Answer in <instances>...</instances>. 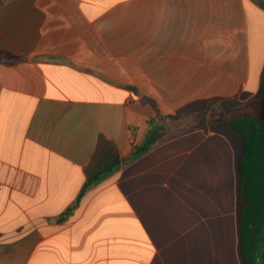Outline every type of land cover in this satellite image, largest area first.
<instances>
[{"label": "crops", "instance_id": "obj_1", "mask_svg": "<svg viewBox=\"0 0 264 264\" xmlns=\"http://www.w3.org/2000/svg\"><path fill=\"white\" fill-rule=\"evenodd\" d=\"M0 52V264H242L239 132L125 160L157 114L255 97L264 0H0ZM100 135L123 163L58 221Z\"/></svg>", "mask_w": 264, "mask_h": 264}, {"label": "trees", "instance_id": "obj_2", "mask_svg": "<svg viewBox=\"0 0 264 264\" xmlns=\"http://www.w3.org/2000/svg\"><path fill=\"white\" fill-rule=\"evenodd\" d=\"M19 57L0 52V62L10 63ZM264 103V73L255 97L246 105L236 99L223 98L205 105L210 117L201 120L198 113L163 117L156 115L149 121L151 130L143 144L125 161L134 160L138 155L158 144L180 134L206 126H226L240 133L242 149L237 159V195L239 204L240 255L242 264H264V118L254 111L241 118H227L254 103ZM165 121L164 127L160 122ZM166 125V126H165ZM123 161L114 142L100 135L96 148L85 167V183L76 200L59 216L61 221L71 215L87 190L114 173ZM262 249L259 251V243Z\"/></svg>", "mask_w": 264, "mask_h": 264}, {"label": "rangeland", "instance_id": "obj_3", "mask_svg": "<svg viewBox=\"0 0 264 264\" xmlns=\"http://www.w3.org/2000/svg\"><path fill=\"white\" fill-rule=\"evenodd\" d=\"M203 111H207L206 113H204V114H201V112L199 113V117H200V119L201 120H204V119H207V118H209L210 117V115H209V112H208V110H204L203 109ZM202 111V112H203ZM248 114H250V111H249V106H246V107H244L243 109H241V110H238L236 113H234V114H227V118H233V119H237V118H241V117H243V116H246V115H248ZM255 114L259 117V118H264V106H261V107H259L258 109H256L255 110ZM261 249H262V242L260 241V243H259V251H261Z\"/></svg>", "mask_w": 264, "mask_h": 264}, {"label": "water", "instance_id": "obj_4", "mask_svg": "<svg viewBox=\"0 0 264 264\" xmlns=\"http://www.w3.org/2000/svg\"><path fill=\"white\" fill-rule=\"evenodd\" d=\"M207 111H203V112H201V114H204V113H206Z\"/></svg>", "mask_w": 264, "mask_h": 264}]
</instances>
